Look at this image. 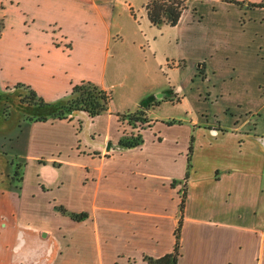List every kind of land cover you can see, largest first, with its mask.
Returning <instances> with one entry per match:
<instances>
[{"label": "crops", "instance_id": "0c3cea01", "mask_svg": "<svg viewBox=\"0 0 264 264\" xmlns=\"http://www.w3.org/2000/svg\"><path fill=\"white\" fill-rule=\"evenodd\" d=\"M118 1L0 0V72L11 77L4 90L21 83L59 103L90 81L113 95L118 84L107 76L110 47L120 39L113 33ZM172 62L171 70L181 68ZM151 74L142 76L146 88L132 82L126 92L137 109L161 101L149 111L144 144L131 151L106 154L109 139L118 144L133 135L124 134L132 125L118 116L132 111L115 107L114 98L95 118L77 112L23 123L19 144L11 141L12 155L25 164L22 189H0L16 205L0 214V264H147L145 257L172 253L192 135L178 264H264V135L247 122L201 126L154 116L184 97L169 78L162 84ZM117 76L123 82L126 75Z\"/></svg>", "mask_w": 264, "mask_h": 264}, {"label": "rangeland", "instance_id": "374dc122", "mask_svg": "<svg viewBox=\"0 0 264 264\" xmlns=\"http://www.w3.org/2000/svg\"><path fill=\"white\" fill-rule=\"evenodd\" d=\"M147 1H118L113 33L120 39L110 47L114 63L109 64L107 76L118 84L112 90L115 107L127 112L140 110L136 101L127 99L126 92L132 82L146 88L150 80L145 83L142 78L152 73L157 82L164 84L169 78L175 87L180 86L184 97L182 104L163 103L155 108L154 116L198 121L201 126L233 127L237 122H247L245 127L257 128L264 135V8L253 6L264 0H189L179 25L161 28L149 22L144 8ZM171 61H182L181 68L171 70L173 62L167 65ZM4 72H0V189L4 184L16 186L11 182L13 168L9 162H24L18 155L12 156V143L19 144L23 136L18 128L20 116L28 111L21 103L22 89L4 90L6 80L11 79ZM120 72L126 75L125 85L117 76ZM8 106L12 115L4 118L3 109ZM149 111V124L129 123L132 126L124 134L136 136L149 130ZM108 143L117 145L113 139ZM40 163L47 164L45 160ZM14 202L6 194L0 195V214L15 210Z\"/></svg>", "mask_w": 264, "mask_h": 264}, {"label": "trees", "instance_id": "16d2710c", "mask_svg": "<svg viewBox=\"0 0 264 264\" xmlns=\"http://www.w3.org/2000/svg\"><path fill=\"white\" fill-rule=\"evenodd\" d=\"M189 0H148L144 8L147 18L152 26L161 28L163 26L176 27L184 12L187 10V2ZM254 7L264 8V1L259 4H253ZM5 27L4 19H0V38ZM16 90L22 89L25 92V96H21V103L30 107L31 114L24 117V121L28 123L32 122H46L50 119L54 120H67L76 112H85L91 118H95L102 114L109 112L110 104L113 100V96L110 92H107L100 88L93 82L82 81L79 84L73 86L72 91L65 100L57 103H49L41 96L37 94L30 86L18 83L14 85ZM161 101L149 102L142 105L140 110L136 112H130L125 114H118L122 120H128L130 124L141 123L142 125L148 124L149 120L146 111H149L156 105H159ZM8 110V109H7ZM8 116V112H5ZM170 125L175 123H181L179 121H169ZM119 144L127 148H138L144 144L142 135L123 137ZM195 137L191 136L189 152H188V167L187 174L184 179V185L182 188V202L180 205L181 219L179 220L178 227L175 232L176 243L174 251L160 258L145 257L147 264H178L181 256V229H182V212L186 200V183L190 176L192 168V156L194 151ZM11 166L13 168V174L11 181L15 184L17 191H21L23 183V169L25 164L15 162L11 160ZM178 182L173 181L172 185L175 186ZM58 210L63 214H69L63 207H58ZM75 220H83L87 218L86 213L69 214Z\"/></svg>", "mask_w": 264, "mask_h": 264}, {"label": "flooded vegetation", "instance_id": "af4514ba", "mask_svg": "<svg viewBox=\"0 0 264 264\" xmlns=\"http://www.w3.org/2000/svg\"><path fill=\"white\" fill-rule=\"evenodd\" d=\"M13 88H14V86H13ZM7 89V88H6ZM9 89V88H8ZM7 89V90H8ZM15 89V88H14ZM1 96H3V95H1L0 94V98H1ZM24 96H25V94H24ZM20 97V96H19ZM23 97V96H22ZM6 103L7 104H9V101H8V98L6 97ZM10 105V104H9ZM24 106H26L27 108H28V111H24L23 113H22V115L20 116L21 117V119H20V124L18 125V128H21L22 129V127H23V123H25V121H24V117L25 116H28V115H30L31 114V110H30V107L29 106H27V105H25V104H23ZM6 109H8V110H10L11 108H10V106H8ZM6 109H3L4 111H3V117L4 118H7V117H10L12 114H11V110H10V113L8 112V110H6ZM5 112H8V116L6 115V113ZM28 123V122H27ZM33 123V122H32ZM4 155H5V152H4ZM9 156H10V154H8ZM13 157H15L14 155H12ZM10 164H11V161L9 162ZM24 170H25V166H24V169H23V172H24ZM23 181H24V175H23ZM12 182V181H11ZM22 185H23V183H22Z\"/></svg>", "mask_w": 264, "mask_h": 264}, {"label": "water", "instance_id": "95a60500", "mask_svg": "<svg viewBox=\"0 0 264 264\" xmlns=\"http://www.w3.org/2000/svg\"><path fill=\"white\" fill-rule=\"evenodd\" d=\"M163 96H166L165 94H160V95H158V98H161V97H163ZM80 112H82V111H80ZM77 113V112H76ZM75 114V113H74ZM73 114V115H74ZM72 115V116H73ZM71 116V117H72ZM132 149H136V148H127V147H124V146H122V145H120L119 143L117 144V145H115V144H112V143H108V145H107V151H116V152H120V151H131Z\"/></svg>", "mask_w": 264, "mask_h": 264}]
</instances>
